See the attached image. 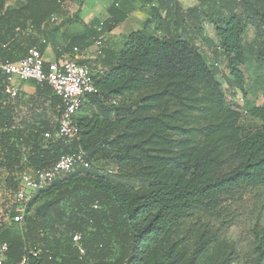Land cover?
<instances>
[{"label": "trees", "instance_id": "16d2710c", "mask_svg": "<svg viewBox=\"0 0 264 264\" xmlns=\"http://www.w3.org/2000/svg\"><path fill=\"white\" fill-rule=\"evenodd\" d=\"M67 1L23 0L10 9L0 0V65L18 62L32 47L43 53L44 30ZM137 1L159 4L142 29L111 58L80 61L99 93L87 96L80 112L87 100L93 110L76 117L79 133L71 144L56 137L58 121L46 100L29 99L18 116L20 97L14 102L5 94L0 68L6 185L16 193L22 173L50 169L80 149L90 163L40 190L21 222L16 201L8 220L0 218L8 264L24 258L26 264H264V105L247 102L243 111L233 101L238 92L245 99L264 96V0H197L190 8L179 0L125 3ZM127 14L117 16L113 7L102 26L112 30ZM207 25L220 39L227 87L199 47ZM33 33L44 40L31 41ZM253 61L258 71L250 89L244 67ZM39 84L60 106L58 119L62 100ZM34 108L39 113L31 115ZM243 117L260 126L244 127ZM101 161L105 168L93 166ZM244 216L253 224L246 253L226 238Z\"/></svg>", "mask_w": 264, "mask_h": 264}, {"label": "crops", "instance_id": "0c3cea01", "mask_svg": "<svg viewBox=\"0 0 264 264\" xmlns=\"http://www.w3.org/2000/svg\"><path fill=\"white\" fill-rule=\"evenodd\" d=\"M118 1V3H116ZM72 0L67 1L63 5L61 13L58 15V24H47L44 34L48 36V43L43 50V57L48 65L54 61H58L63 58H75L79 57L80 61H94L98 57L103 59L111 58L114 54L120 52L126 42L127 36L134 32L141 30L144 23L150 18L151 11L154 7H158V2L153 4L144 3L141 1L125 3V0ZM179 2L185 7L190 8L197 5V0H179ZM11 3L8 2L7 6ZM117 9V16H122L123 13L128 12L126 18L115 24L112 30H106L102 24L111 18V9ZM163 14V11H161ZM48 22V21H47ZM97 23V25H96ZM34 34V33H33ZM31 41H37L38 43L44 40V36L34 34ZM83 37L82 42H77L75 39ZM253 36V30L250 31V37ZM101 42V45H97V42ZM220 39L218 38L214 28L211 25H207L205 30V38L199 41V47L206 57L209 65L216 68L219 74L220 81H225L229 77L227 63L225 57L219 50ZM78 49V52L75 51ZM244 70H250L251 72L258 71V64L256 61L248 63ZM249 79V78H248ZM248 83L249 80H248ZM251 84V85H250ZM249 88H254L255 80L253 78V84L250 83ZM17 86L20 90L19 111L22 112L28 110L26 103L29 99H40L47 101L48 112L51 118L58 121L56 115L59 112L60 106L54 104L52 92L45 85H40L35 81L17 82ZM224 87H227L224 86ZM262 93H257V96H249L247 99L238 92L236 98L233 100L236 103L247 102L251 105H258L257 102L251 103L249 101L252 97L255 101H259ZM264 97V96H263ZM59 101V99H58ZM53 102V107L49 105ZM57 102V101H55ZM61 104V103H60ZM263 105V104H262ZM31 106V105H30ZM259 106V105H258ZM244 108V107H243ZM91 107L90 100L85 103L84 109L78 113L77 118H83L89 115ZM36 113V108L31 110V115ZM34 114V115H35ZM51 133V132H50Z\"/></svg>", "mask_w": 264, "mask_h": 264}, {"label": "built area", "instance_id": "2783aa9c", "mask_svg": "<svg viewBox=\"0 0 264 264\" xmlns=\"http://www.w3.org/2000/svg\"><path fill=\"white\" fill-rule=\"evenodd\" d=\"M11 1L8 0V2ZM58 21L59 18L56 15H53L50 19V23L54 25L58 24ZM97 45H101V42H97ZM75 51L78 52V49H75ZM0 68L7 78L4 92L14 102L20 97V90L17 86L18 81L47 83L54 94L62 100L63 105L58 117V129L55 135L57 138L64 139L68 144L76 141L79 133L76 117L87 96L99 93L93 79V73L88 65L81 64L79 57L63 58L47 65L41 50L38 47H32L18 62L1 64ZM36 112L39 113V110L37 109ZM52 136L50 132L44 134L46 140L52 138ZM2 156L3 152L0 150V158ZM78 166L90 167L86 154L81 149L74 153L61 155L50 169L27 170L22 173L15 193L17 204L15 221L21 222L23 220L27 205L40 190L63 175L72 172ZM73 242L80 255L83 256L85 248L82 245V236L76 234ZM8 252L9 245L0 243V264H8L6 263ZM34 256H37V254L34 253ZM17 264H26V258Z\"/></svg>", "mask_w": 264, "mask_h": 264}, {"label": "rangeland", "instance_id": "374dc122", "mask_svg": "<svg viewBox=\"0 0 264 264\" xmlns=\"http://www.w3.org/2000/svg\"><path fill=\"white\" fill-rule=\"evenodd\" d=\"M22 1L23 0H12L10 2L11 5L8 7L10 9H13L16 6H18V4L21 3ZM247 74H248L249 82L253 84L254 73L249 70V71H247ZM222 83L224 86H226L225 81H222ZM260 96H261V98L259 101H255L253 99L254 96H253V98L250 97L249 101L251 103L257 102L258 105H262V104L264 105L263 94H261ZM234 103H236V102H234ZM236 104L239 107H241L243 111L246 109V108H243L244 103H243V105H242V103H239V104L236 103ZM242 125L244 127H258V126H260V121L255 120V119H251L249 117H243ZM93 166L105 168L106 164L103 161H101L98 163H94ZM110 166L112 167L114 165L111 164ZM9 174H10L9 171L5 167L0 166V218L1 219L6 218L7 220H8L7 214L10 211H12V207L15 203V191H13L11 188H9L6 185V179L9 176ZM246 199H247V205H251V203L253 202V199L249 196ZM252 225L253 224H252L251 219H249L247 216H244L243 218H241L238 225L232 227L226 233V238L229 241L236 243L240 247V249L246 253L248 251L249 244L253 240L252 231H251Z\"/></svg>", "mask_w": 264, "mask_h": 264}]
</instances>
